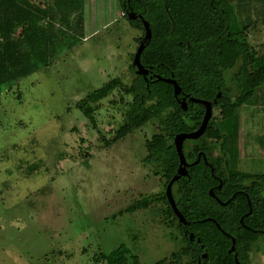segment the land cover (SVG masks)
I'll return each instance as SVG.
<instances>
[{"label":"rangeland","instance_id":"rangeland-1","mask_svg":"<svg viewBox=\"0 0 264 264\" xmlns=\"http://www.w3.org/2000/svg\"><path fill=\"white\" fill-rule=\"evenodd\" d=\"M82 3L83 39L0 93V264H103L93 263V256L121 245L141 264H184L172 257L185 244L164 203L119 214L165 190L160 170L144 162L158 122L107 146L131 98L116 89L90 103L92 121L76 107L113 79L131 84V57L142 35L128 24L118 0ZM233 6L238 27L264 13V0ZM247 37L263 53L264 38L253 40L252 31ZM234 132L227 145L237 154L234 172L264 178L258 143L263 114L247 104ZM252 259L264 264L262 254Z\"/></svg>","mask_w":264,"mask_h":264},{"label":"trees","instance_id":"trees-1","mask_svg":"<svg viewBox=\"0 0 264 264\" xmlns=\"http://www.w3.org/2000/svg\"><path fill=\"white\" fill-rule=\"evenodd\" d=\"M128 1L127 4V0H118L128 24L144 34L141 21L128 20L125 10L141 16L150 27L151 39L141 54L140 63L144 68L150 67L153 78L146 81L135 75L130 65L131 84L125 86L113 79L76 105L84 118L92 121L90 103L123 89L131 100L123 123L105 145L122 141L156 120L158 134L146 145L144 162L160 170L164 187L179 165L173 140L178 134L198 129L204 107L188 102L187 110L183 111L173 94V86L157 80L156 76L173 78L189 98L212 102L214 118L220 120L216 125L210 121L202 137L191 142V148L184 152L188 162L195 161L204 152L213 171L200 160L187 169L188 176L181 178L172 189L176 207L188 222L187 226L177 224L165 190L133 201L119 214L164 203L185 244L172 255L174 262L185 259L184 264H198V261L235 264V254L239 264H252L253 253H264V178L238 176L233 170L237 154L227 145L236 139L234 126L240 118V109L248 104L264 117V51H257L248 41L249 25L238 27L231 0ZM82 2L43 0L39 5L29 0H0V93L49 66L83 39ZM123 4L127 6L123 8ZM259 137L258 143L264 152V134ZM213 144L218 145L220 156H210ZM219 181L221 190H218ZM210 190L214 197L209 195ZM216 198L221 203L230 201L222 206ZM249 209L250 214L244 217ZM231 238L235 241L234 253L229 254ZM203 254L206 258H202ZM130 260L141 264L124 245L92 258L93 263L103 264H129Z\"/></svg>","mask_w":264,"mask_h":264},{"label":"water","instance_id":"water-1","mask_svg":"<svg viewBox=\"0 0 264 264\" xmlns=\"http://www.w3.org/2000/svg\"><path fill=\"white\" fill-rule=\"evenodd\" d=\"M125 13L127 15L128 20L133 21V20L139 19L141 21L143 29H144V35L140 38L139 45H138V47L134 53V56H133L132 67L135 69L136 75L143 76L146 79V76H147L149 71L141 65L140 57H141V54H142L145 46L148 44V42L151 39L150 27H149V24L145 20H143V18L141 16L136 15L133 11L126 10ZM156 79L162 80V81L172 85L173 86V94L175 97H178L181 94V89L179 88V86L177 85L176 81L173 78L161 79V78L156 76ZM219 97H220V93L217 95V98H219ZM187 101H189L191 103H197V104L202 105L204 107V116H203L202 121H201V123H200V125L196 131L191 132V133L178 134L175 136V138L173 140L174 147H175L176 153L178 155V159H179V165H178V168H177L175 175L172 177V179L169 181V183L167 184V186L165 188V195H166L167 202H168L174 216L178 220L179 225H187V223L176 207V204H175V201H174L173 195H172V188H173L174 184L179 181L180 178L188 176L187 169L189 167H193L194 165H196L200 160V155H199L195 162L188 164L185 160V157H184L183 145L186 141H197L199 138H201V136L206 132L208 124L212 118V102L204 101V100H198V99L189 98V97H183L182 100L179 101V105L183 111L187 110ZM203 160L205 161V157L203 158ZM220 187H221V184H219V189H220ZM209 195L211 197H214L212 190L209 191ZM229 201H227L226 203H221L217 199V202L222 206H225L226 204H228ZM250 212H251V210L249 209V212L247 214H245L244 217L248 216L250 214ZM240 222L242 223V219L240 220ZM190 239H192V235H190ZM231 241H232V245H231V248L228 251V253H232L234 251L235 241L233 238H231ZM202 258H206V254H203ZM234 259H235V264H239L237 261L236 255L234 256ZM198 264H200L199 261H198Z\"/></svg>","mask_w":264,"mask_h":264},{"label":"flooded vegetation","instance_id":"flooded-vegetation-1","mask_svg":"<svg viewBox=\"0 0 264 264\" xmlns=\"http://www.w3.org/2000/svg\"><path fill=\"white\" fill-rule=\"evenodd\" d=\"M128 0H127V4H128ZM127 4H123V8H124V5H125V7L127 6ZM125 12H126V10H125ZM144 35V34H143ZM142 35V36H143ZM141 36V37H142ZM140 37V38H141ZM140 38H139V41H140ZM138 45H139V42H138V44H137V47H138ZM137 47H136V49H137ZM136 51V50H135ZM133 56H134V54L132 55V57H131V60L133 61ZM132 61H131V66H132ZM133 68V67H132ZM134 69V68H133ZM145 69H147L149 72H148V74H147V76H146V81H149V80H151L152 78H153V75H152V70L150 69V67L149 68H145ZM134 74H135V69H134ZM136 75V74H135ZM138 76H140V75H138ZM183 97H187L186 95H184L182 92H181V94L178 96V97H176L177 98V100H178V103H179V101H181L182 100V98ZM189 101H187V103H188ZM212 105H213V103H212ZM215 115H216V112H215V110L213 109V107H212V118H211V120L210 121H214V117H215ZM204 116V115H203ZM202 137V136H201ZM200 139V138H199ZM191 142H193V141H186L185 143H184V145H183V153L185 152V151H187V150H189L190 148H191ZM200 155V160H203V158L205 157V163H207V156H206V154L204 153V152H201V153H199L198 155H197V158H198V156ZM211 157H217V156H220L219 155V148H218V145L217 144H213L212 145V147H211V155H210ZM185 157V156H184ZM185 160H186V158H185ZM197 160V159H196ZM195 160V161H196ZM199 160V161H200ZM195 161H193V162H195ZM186 162L188 163V164H191V163H193V162H188L187 160H186ZM207 165L210 167V169H211V172L213 171V169H212V167L207 163ZM190 168V167H189ZM187 177V176H186ZM182 178H185V177H182ZM181 179V178H180ZM179 179V180H180ZM220 182V181H219ZM219 184H221V182L219 183ZM167 186V185H166ZM221 187H222V184H221ZM221 187H220V189H219V185H218V190H221ZM166 188V187H165ZM173 189V188H172ZM173 195V194H172ZM166 196V195H165ZM235 195H233V197H234ZM174 199V198H173ZM216 200H217V198H216ZM169 205V204H168ZM170 207V206H169ZM187 223V225H188V222H186ZM177 224H178V220H177ZM179 225V224H178ZM187 225H180V226H187ZM190 235H192V234H190ZM190 235H189V239H190ZM192 239H193V235H192ZM192 239H190V241H192ZM232 253H234V251L232 252ZM230 254V253H229ZM256 254H262V255H264V253H259V252H257V253H253L252 255H251V261H252V264H254V262H253V259H252V257L254 256V255H256ZM233 256H235V254L233 255Z\"/></svg>","mask_w":264,"mask_h":264},{"label":"crops","instance_id":"crops-1","mask_svg":"<svg viewBox=\"0 0 264 264\" xmlns=\"http://www.w3.org/2000/svg\"><path fill=\"white\" fill-rule=\"evenodd\" d=\"M231 1H232L231 2L232 6H233V3H235V2L237 3L238 2V0H231ZM237 17H239V14H238L237 11H235L236 22H237V19H238ZM245 18H246L245 20H247V17H245ZM242 25H244V24L242 23ZM247 25H249V28H248L247 31H252L254 33V36H256V37H253V40L257 41L260 36H261V39L264 38V13H262V18L260 20L255 21V22H251V20H250V21H248V24H246L245 26H247ZM253 46H257L258 47L259 45H255L254 44ZM261 48H264V45H261Z\"/></svg>","mask_w":264,"mask_h":264}]
</instances>
